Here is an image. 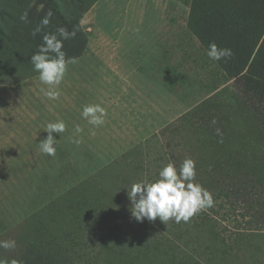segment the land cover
<instances>
[{"label": "trees", "instance_id": "trees-1", "mask_svg": "<svg viewBox=\"0 0 264 264\" xmlns=\"http://www.w3.org/2000/svg\"><path fill=\"white\" fill-rule=\"evenodd\" d=\"M95 2L0 0V75L37 73L31 55L43 35L58 27L76 32L63 42L66 59L82 55L87 37L81 19ZM187 6L186 29L206 55L213 42L232 50L230 58L212 61L231 83L165 127L173 131L172 144L151 155L148 147L128 149L28 214L14 228L13 241L21 248L4 256L9 250L0 247V264H217L214 257L204 263L197 256V245L220 237L207 210L167 224L159 217L137 221L131 213L127 189L133 183L154 182L168 163L179 169L188 158L195 162L194 182L214 200L243 199L251 209L264 205V0H187ZM25 11L27 22L19 19ZM49 11V25L33 36ZM203 226L210 235L202 237ZM221 253L230 255L227 243Z\"/></svg>", "mask_w": 264, "mask_h": 264}, {"label": "rangeland", "instance_id": "rangeland-1", "mask_svg": "<svg viewBox=\"0 0 264 264\" xmlns=\"http://www.w3.org/2000/svg\"><path fill=\"white\" fill-rule=\"evenodd\" d=\"M187 11V0H96L87 10L81 19L86 48L68 64L64 77L70 84L59 96L68 99L70 116L63 120L66 130L58 133L56 154L4 166L7 208L0 218L12 228H2L0 242L13 241L14 228L28 214L126 150L148 147L151 155L172 144L173 131L165 127L216 87L231 83L186 29ZM89 104L106 109L104 124L93 126L82 118ZM6 141L0 133V149ZM245 201L217 198L205 208L220 237L197 245L202 262L214 257L217 264H264V205L253 203L251 209ZM212 230L203 226L202 237ZM222 238L229 256H221ZM18 248H3L9 250L3 254Z\"/></svg>", "mask_w": 264, "mask_h": 264}, {"label": "clouds", "instance_id": "clouds-1", "mask_svg": "<svg viewBox=\"0 0 264 264\" xmlns=\"http://www.w3.org/2000/svg\"><path fill=\"white\" fill-rule=\"evenodd\" d=\"M51 16L52 13L49 11L42 18L41 25L33 29V36L41 31V26L49 25ZM19 19L27 22V11L23 12ZM75 35V31L69 32L65 27H58L55 33L43 35L38 50L31 55L30 61L34 71L39 74L40 82L48 86L47 89L42 88L41 91L49 99L59 98L58 86L67 72V66L76 62L75 58L66 59V54L62 50L63 42L74 38ZM232 55L233 52L230 48H220L214 42L209 45L207 50V56L212 61H220L230 58ZM81 116L90 125L100 126L105 122L106 109L100 104L85 105ZM44 130L48 135L40 141V151L48 156H54L57 139L53 133H63L66 130V124L63 120L49 122ZM75 131L80 133L82 129L76 126ZM217 132L219 133V129ZM195 176V162L188 158L184 160L179 169L173 163H168L159 171V179L154 182L133 183L131 189H127L128 197L132 203V216L137 221H143L145 218L155 221L159 217L165 223L170 219H174L177 223L182 220L188 222L197 212L212 207L214 205L212 194L202 185L194 182ZM14 246L15 241L0 242V247L3 248ZM13 264L16 262L13 261Z\"/></svg>", "mask_w": 264, "mask_h": 264}, {"label": "crops", "instance_id": "crops-1", "mask_svg": "<svg viewBox=\"0 0 264 264\" xmlns=\"http://www.w3.org/2000/svg\"><path fill=\"white\" fill-rule=\"evenodd\" d=\"M38 73L16 77L9 74L0 75V133L7 140L0 149V213L4 217L6 211V195H4V166L9 164L30 163L25 159H36L44 153L39 143L48 133L44 130L49 122L65 120L70 114L67 98L49 99L41 89L47 85L40 82ZM70 78H63L58 86L60 96L65 94ZM65 122V121H64ZM66 124V122H65ZM58 142V133H53ZM13 139L14 141H12ZM10 143H12L10 145ZM57 147V144H56ZM24 159V160H22ZM2 228L9 231L8 222L0 218Z\"/></svg>", "mask_w": 264, "mask_h": 264}]
</instances>
